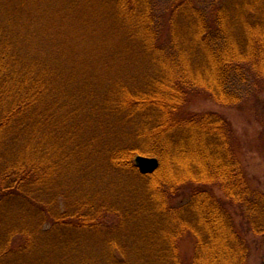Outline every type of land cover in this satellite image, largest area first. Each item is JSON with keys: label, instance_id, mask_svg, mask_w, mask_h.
I'll use <instances>...</instances> for the list:
<instances>
[{"label": "trees", "instance_id": "16d2710c", "mask_svg": "<svg viewBox=\"0 0 264 264\" xmlns=\"http://www.w3.org/2000/svg\"><path fill=\"white\" fill-rule=\"evenodd\" d=\"M210 1L177 0L162 17L154 0H0V239L21 240L18 252L0 242V264L247 263V237L264 234V193L233 151L231 123L185 103L205 90L236 106L238 83L264 90V0ZM99 29L111 40L107 57L146 81L122 84L127 102L105 94L86 112L99 96L69 94L66 74L77 75L71 61L91 58L69 41ZM106 125L122 146L97 149ZM137 155L160 160L155 177L139 172ZM59 157L62 204L49 180ZM21 197L47 217L7 221ZM52 200L58 208L43 207ZM191 236L192 261L180 249Z\"/></svg>", "mask_w": 264, "mask_h": 264}, {"label": "rangeland", "instance_id": "374dc122", "mask_svg": "<svg viewBox=\"0 0 264 264\" xmlns=\"http://www.w3.org/2000/svg\"><path fill=\"white\" fill-rule=\"evenodd\" d=\"M176 1L177 0H154L156 8L158 9L157 11L160 12V16L162 17H164L169 12L171 5H173ZM193 1L196 2L198 7L204 9L209 7L208 4L211 3L210 0ZM99 32H101L99 36H97V34L95 36H90L88 40L87 37L80 36L78 39H72V41H69V43H71V47L75 46L78 52L86 51L87 53L85 56L91 58L88 60L79 59L71 61L72 65H77V75L73 76L72 79L68 74H66L68 79H70V87L66 88L69 89V94L73 95L72 93L76 92V94L79 93V95L86 98V92H88L87 98H90L94 95L99 96V98L90 104L89 109H85L86 112L93 111L96 103L99 102L101 98L105 96V94L108 96V99L109 97L114 99L120 97L126 101L129 96L125 89L121 88L122 84H134L138 81V83L143 85L146 81V72L144 76L138 72H136L138 74L130 75V71L125 67V65L107 57V52L111 46V40L104 35L102 29H99ZM76 36H78L77 33ZM238 85L240 86V92H242L244 95V99L239 105H221L211 98L210 92L205 90H195L190 93L186 99L187 103H185V109L201 113L214 112L225 117L231 123L235 133V137L231 140V145L234 149L233 151L243 166L249 184L254 189H258L264 193V90L259 89L257 85H246L241 83H238ZM77 87H79V89L82 91L75 90ZM109 92L114 94V96L109 94ZM66 103L67 98L65 95H62L56 105L59 106V109L55 111L58 114L57 116H60L61 119H63L62 117H64L66 114L68 115L69 113L67 107L65 106ZM69 103L71 105L70 108H72V104L77 106L75 102L72 103V100L69 101ZM120 129L121 128L118 127V130ZM112 130L113 128L107 125L103 128V132L109 134V138L107 137L105 143L99 145L97 149L102 148L100 146L108 147V145H123V142L120 143V140L113 138L111 133ZM107 157L108 155L106 153V149L104 148L103 156H97V159H99L98 162L101 160H107ZM61 159L62 158L59 157L58 162H54L58 164V166H56L54 163H51V166L52 164H54V166H50L49 169V173L53 172L57 175V180H53L52 178L49 180L52 181V190L50 194L55 197L57 203L59 201L62 204V194L66 188L64 186V184L66 185V172L63 168L64 166L62 165ZM93 159H96V156L93 157ZM157 172L158 171L153 174V177H155ZM106 180L110 182V178H107ZM157 180L158 178H154L153 180L151 179V187L156 186ZM48 183H50V181H48ZM214 194L218 199H221L227 203L224 194L219 189L214 190ZM46 195L49 194L46 193ZM47 200L51 199L48 197ZM51 203H54V201H45L43 207L46 204L50 205ZM54 205H56V203H54ZM61 206L62 205L59 204V207ZM55 207L58 208L57 205ZM63 207L61 210L64 209ZM227 207L232 212V214L235 215V218H238L237 221L235 219V221L238 222V207L235 204H227ZM50 208L53 210L52 204ZM42 210L43 209L41 206L34 207V205L27 201V199L21 197L20 199L16 200V204L9 206L8 210L6 209V212L8 213L6 220H10L9 222L21 220L17 221L19 223H22L23 220L28 222L29 219H32L31 214L34 212L37 214L41 213L42 218L44 216L47 217L46 214H42ZM51 226L52 225L50 221H48L45 225V228L49 229ZM1 229L2 227L0 226V233ZM247 239L250 246V251L246 264H264V234L249 235ZM10 241L13 242L11 243ZM0 242L3 246L7 243L8 247L12 246L14 250L18 249L21 245V240L19 237H15V239L12 240L11 238L0 239ZM180 249L182 254L188 256L189 260L191 259L192 261L195 254L194 238L192 236L184 238L180 243ZM18 251L20 250H16L15 252ZM16 256L18 257V255L14 254L13 251V262Z\"/></svg>", "mask_w": 264, "mask_h": 264}, {"label": "water", "instance_id": "95a60500", "mask_svg": "<svg viewBox=\"0 0 264 264\" xmlns=\"http://www.w3.org/2000/svg\"><path fill=\"white\" fill-rule=\"evenodd\" d=\"M135 164L143 175L154 174L160 168V161L155 157L138 155Z\"/></svg>", "mask_w": 264, "mask_h": 264}]
</instances>
